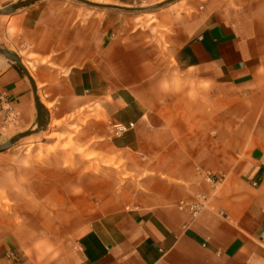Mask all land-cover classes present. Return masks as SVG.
Listing matches in <instances>:
<instances>
[{
    "label": "crops",
    "instance_id": "crops-1",
    "mask_svg": "<svg viewBox=\"0 0 264 264\" xmlns=\"http://www.w3.org/2000/svg\"><path fill=\"white\" fill-rule=\"evenodd\" d=\"M19 1L0 0V49L31 76L44 132L87 119L89 174L66 185L41 170V207L63 211L73 190L100 200L67 235L10 222L0 264H264V0H180L147 27L106 10L128 0H42L1 14ZM0 95L16 115L9 124L0 112L4 145L33 131L38 112L25 73L1 55ZM118 125L130 128L116 136ZM207 173L223 182L211 187Z\"/></svg>",
    "mask_w": 264,
    "mask_h": 264
},
{
    "label": "rangeland",
    "instance_id": "rangeland-1",
    "mask_svg": "<svg viewBox=\"0 0 264 264\" xmlns=\"http://www.w3.org/2000/svg\"><path fill=\"white\" fill-rule=\"evenodd\" d=\"M156 1L128 0V9H116L117 5L114 3L106 10L128 15L130 25L144 23L147 27L152 25L156 13L167 11L180 0H164L161 3ZM96 6L98 10H105L103 6ZM2 13L8 14L5 11ZM86 123L87 119L83 118L80 121L70 120L68 124H54L47 132H44V124L40 132L23 138L8 150L0 152L6 157L0 161V214L2 215L0 229L2 232L4 229L8 230L10 222L17 227H24L27 224L38 226L44 224V232L48 235H60L61 229H64L63 232L67 235L70 231L76 232L78 227L82 230L89 224L93 217L94 206L100 200L99 197L88 194L79 195L78 190H73L70 195H66L63 211L44 212V208L41 207L44 204V195L37 189L44 182L41 170L59 171L65 174L66 185L71 182L70 178L74 171L80 172L82 178L89 174L88 150L80 144V127ZM36 129L37 127L32 132ZM28 171L35 172L34 178L28 176L26 173ZM93 171L100 173V167L95 166ZM31 185L33 188L29 189ZM16 202L22 207V213L28 215V221L24 222L23 215L13 212ZM56 215L58 216L55 217Z\"/></svg>",
    "mask_w": 264,
    "mask_h": 264
},
{
    "label": "water",
    "instance_id": "water-1",
    "mask_svg": "<svg viewBox=\"0 0 264 264\" xmlns=\"http://www.w3.org/2000/svg\"><path fill=\"white\" fill-rule=\"evenodd\" d=\"M40 1H42V0H27V1L20 0L16 5L6 9L5 12L6 13H13L17 10L27 8V7L33 5L37 2H40ZM0 55L3 56L5 59L15 63L16 65H18L22 69V71L25 73L26 77L28 78V80L30 81V83L32 85V88H33V91L35 94V105H36V109L38 112V125H37L36 131H34V132L31 131V132H28L26 134L18 135L14 139H12L10 142H8L7 144L0 145V152H3V151L8 150L10 147H12L15 143H17L21 139L26 138V137L34 134V133L40 132L42 130L43 125H44V112L42 110V106L40 105L39 99H38L37 94H36L35 84L31 78V76L29 75L28 71L23 66L21 60L17 56L12 55L10 53H7L1 49H0Z\"/></svg>",
    "mask_w": 264,
    "mask_h": 264
},
{
    "label": "built area",
    "instance_id": "built-area-1",
    "mask_svg": "<svg viewBox=\"0 0 264 264\" xmlns=\"http://www.w3.org/2000/svg\"><path fill=\"white\" fill-rule=\"evenodd\" d=\"M0 112H5V120L9 124H13L16 121V115L13 108L10 107L9 103L5 100L3 96L0 95ZM130 127H124L121 125L115 126V135L119 136L125 133ZM204 180L213 188L220 185L223 182L222 178L213 177L210 174L204 175ZM205 199L199 197V202L191 204L188 206L189 213L193 218L197 217L200 211L204 208ZM182 209V207H180Z\"/></svg>",
    "mask_w": 264,
    "mask_h": 264
}]
</instances>
